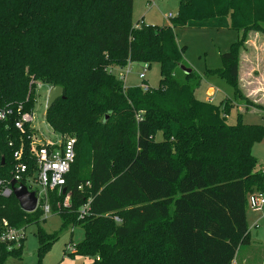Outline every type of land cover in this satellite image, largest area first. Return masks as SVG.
Returning a JSON list of instances; mask_svg holds the SVG:
<instances>
[{
    "label": "trees",
    "instance_id": "obj_1",
    "mask_svg": "<svg viewBox=\"0 0 264 264\" xmlns=\"http://www.w3.org/2000/svg\"><path fill=\"white\" fill-rule=\"evenodd\" d=\"M132 1L0 0V109L11 110L0 121V181L10 186L18 162L26 166L18 182L34 176L33 128L15 123L32 114L36 81L60 86L45 120L75 138V157L64 185L49 192L50 212L84 233L64 254L91 256V264H232L249 242L247 195L264 193L252 154L264 125L243 123L239 114L230 124L229 99L216 105L195 97L200 80L179 68L187 65L174 29L228 17L240 36L220 55L222 67L207 73L255 106L239 88L238 62L246 33L264 35V0H178L177 16L159 26L134 25ZM131 62L157 63L159 86L124 87L112 69ZM41 215L39 207L23 211L13 194L0 195V217L15 227ZM55 239L38 231L39 254ZM23 240L10 249L0 244V264L21 256Z\"/></svg>",
    "mask_w": 264,
    "mask_h": 264
},
{
    "label": "rangeland",
    "instance_id": "obj_2",
    "mask_svg": "<svg viewBox=\"0 0 264 264\" xmlns=\"http://www.w3.org/2000/svg\"><path fill=\"white\" fill-rule=\"evenodd\" d=\"M155 5L148 6V0H133L131 19L134 25L141 23L150 25L169 24L172 19L166 15L171 13L173 18L178 13V0H154ZM175 41L183 48L182 60L198 77L199 84L194 90V95L202 101L210 100L213 104H221L222 100L229 99L230 109L226 114V121L235 123L239 114L241 122L246 124L264 125V103L260 100L247 105L243 101L234 99L233 89L225 78L207 73L222 67L220 55L227 52L230 45L238 38L237 32L230 29L228 17H216L200 20H189L186 26L174 29ZM249 39L251 46H260L264 50V35L260 40ZM255 57V71L259 81V87L264 88V54ZM246 61L241 58L239 73V88L243 93H248L252 84L247 81ZM239 64V63H238ZM142 63H128L124 68H113L112 72L123 79L124 87L142 86L145 84L151 88L159 86V65L152 63L142 73ZM35 103L30 125L33 128L34 137L39 142L56 141L59 134L52 130L45 120L46 99L49 90L53 87L50 84L35 82ZM209 89L207 93V89ZM213 92V93H212ZM264 92V91H263ZM262 103V104H261ZM161 133L154 135L155 140H161ZM252 154L257 160L259 169L264 172V136L252 146ZM261 167V168H260ZM253 214L257 226L252 227L251 241L264 243V210ZM251 222V221H250ZM38 231L46 234H54L56 239L42 253L38 252ZM84 237L83 228L80 224L70 223L62 225V219L57 213H47L39 216L37 223H31L24 228V240L21 247V256H9L4 264H91L93 257L86 255H68L64 250H69L73 244L79 243ZM259 249V248H258ZM253 259H263L264 249L251 252ZM244 250L238 256V263L243 260Z\"/></svg>",
    "mask_w": 264,
    "mask_h": 264
},
{
    "label": "built area",
    "instance_id": "obj_3",
    "mask_svg": "<svg viewBox=\"0 0 264 264\" xmlns=\"http://www.w3.org/2000/svg\"><path fill=\"white\" fill-rule=\"evenodd\" d=\"M148 6L155 5L154 0H148ZM167 18H172L173 15L168 13ZM137 26V25H136ZM142 73L139 74V78H143L145 69L148 68L146 63H142ZM124 79V78H120ZM143 90H146L148 86L143 84L141 86ZM11 110L9 108L0 109V121L6 119ZM23 114L15 123V126L22 131L24 122H31V117ZM60 136V135H59ZM75 138L74 137H62L56 141L39 142L34 134L31 135L29 141V151L34 157L37 171L33 177L26 179V184L29 191H34L36 196V208L39 207L43 214L50 213L49 205V192L54 189H61L64 185V176L69 172L70 166L75 157ZM15 159H19L20 151L14 154ZM26 170V166L21 162H18L15 166V175L13 181L16 183L20 180V173ZM264 179V173H262ZM12 194L10 186L4 185L0 181V195L7 197ZM67 197L64 200L66 204ZM247 206L252 212H262L264 210V193L258 190H253L247 195ZM35 208V209H36ZM88 210L87 204L84 205L79 211V216L85 214ZM24 239V228L15 227L11 225L7 219L0 217V244H5L10 249L11 247H18L21 240ZM73 248L69 247L71 251ZM67 250V249H66ZM68 251V250H67Z\"/></svg>",
    "mask_w": 264,
    "mask_h": 264
},
{
    "label": "crops",
    "instance_id": "obj_4",
    "mask_svg": "<svg viewBox=\"0 0 264 264\" xmlns=\"http://www.w3.org/2000/svg\"><path fill=\"white\" fill-rule=\"evenodd\" d=\"M237 36L239 37L240 33L237 32ZM262 36L263 34L254 32V31H248L246 33L245 47L244 49L241 50L239 54V62H238L239 63L238 64V81H239V73L241 70L240 68L241 58H244V60L246 61L245 63H246V68H247L246 70L247 71V81H249V83L252 84L248 93H243L242 91L241 92L247 99L251 100L252 102L255 100L254 103L258 100L264 103V92H263L264 88L259 87V81H258V78L256 76V71H255V57H254V55L263 56L264 50L260 46L257 47L255 43L253 46H251L248 42H249V39H251V37H253L254 39H256L255 41H257V40H260V37ZM130 64H132V62ZM209 89H212L213 91V88L209 87L207 89V93L209 92ZM207 100L210 101L209 99ZM260 170L262 171V169ZM256 213L259 214L258 212H252L249 209L246 211V222H247V227H248V232H249V242L245 245H240L237 248L234 258L232 260V264H239L237 259L242 250H244V256H243V260L241 261V264H264V258L263 259H253L252 258L253 254H251V252L253 251H259V249H264V243L253 242L251 241V237H250L251 230H252L251 226L256 227L257 226L256 220L259 219V218H252V215Z\"/></svg>",
    "mask_w": 264,
    "mask_h": 264
},
{
    "label": "water",
    "instance_id": "obj_5",
    "mask_svg": "<svg viewBox=\"0 0 264 264\" xmlns=\"http://www.w3.org/2000/svg\"><path fill=\"white\" fill-rule=\"evenodd\" d=\"M179 68L185 73H190L191 69L180 65ZM63 89L60 86H53L47 95L46 109L49 108L53 102L62 96ZM12 194L17 200L19 207L25 212H32L36 208V196L34 191H29L27 187L21 183L12 181L10 184Z\"/></svg>",
    "mask_w": 264,
    "mask_h": 264
}]
</instances>
